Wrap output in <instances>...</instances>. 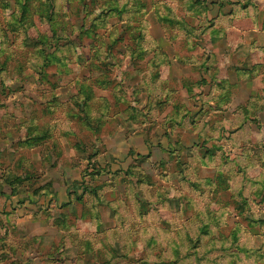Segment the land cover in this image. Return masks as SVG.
Listing matches in <instances>:
<instances>
[{
  "label": "rangeland",
  "instance_id": "1",
  "mask_svg": "<svg viewBox=\"0 0 264 264\" xmlns=\"http://www.w3.org/2000/svg\"><path fill=\"white\" fill-rule=\"evenodd\" d=\"M223 2L239 105L198 65ZM262 81L264 0H0V264H264Z\"/></svg>",
  "mask_w": 264,
  "mask_h": 264
},
{
  "label": "crops",
  "instance_id": "2",
  "mask_svg": "<svg viewBox=\"0 0 264 264\" xmlns=\"http://www.w3.org/2000/svg\"><path fill=\"white\" fill-rule=\"evenodd\" d=\"M235 2H237V1H233L232 2L233 6L237 7L238 4L235 3ZM252 4L260 6L259 3L253 2L250 5V9L251 10H252V7H253ZM225 5L228 6V4H226L224 2L221 3V4L220 3L211 4L209 6L210 10L207 11L206 14L204 15V19H206V21H208V20L214 21V27H212V29L218 31V33L217 34L216 33L215 34H207L208 40L210 39L209 40V44L211 45V48L208 51H205V52L199 51L200 52V56L201 57L203 56V58H201V60H200L198 65H199V68H200L202 73L204 72V73L208 74L209 78L208 77L207 78L210 79V82H211V79H212L211 75H214L213 70H217L218 69L220 71V74H222V75L226 74L227 78L230 80V82H232L231 78H230L231 77L230 73L233 72L235 77L238 78L239 83L236 86L238 88H235L236 90L237 89L238 90H237L236 94L234 92V97L232 98V101L234 102V100L238 99L237 100V102H238L237 104L239 105V104L245 103L246 100L251 98L252 96H257L258 92L256 91V89H253L252 91L250 90V92L248 94H246V96L242 100L239 99L240 94H242V92H244L247 89H249V88H247L246 84L248 85V82L254 80L255 77L251 76V75L250 76H248V75L247 76H240V77L237 76L238 72H237L236 69L238 67H235V66L239 65V62H238V60H235L236 63L233 61V58H235V55L237 53L235 45H236L237 42H239L241 40L242 41L245 40L246 37H245V33H240V29L238 28V26H234L233 25L232 26V30H230V28H228V26L225 25L226 22H225L224 16L219 14L220 6H222L224 8ZM216 9H217V11H216ZM254 15L255 14L253 13V11H251L250 16H247L246 14H244L243 16L244 17H249L251 20H253L254 19ZM231 18L235 19V20L237 19L234 16H232ZM220 28H222V29H220ZM237 33H239L240 35H236L235 36V34H237ZM262 46L263 45L258 46L257 50L263 49ZM218 49H220L221 51L218 52ZM159 51H163L168 56L169 66L167 67V71L164 73V75H167V77H168L167 78V82L168 81H177L178 78L173 77L172 75L169 76L171 67L173 65H175V63L172 61V58L175 59L174 58L175 55H172L170 53V51L167 50V49L165 51L163 49H160ZM186 51H187L188 56L190 58H189L188 61H186V59H185V62H187V63L196 62V61H194V58H193L194 55H191V54H193L195 51H197V49L195 47H193L192 49H186ZM155 52L153 53V56L155 55ZM223 60L225 61V63H223ZM258 61H260V60H258ZM206 66H208V68H209L208 71L206 70ZM232 67H233V69H232ZM250 68H251V66H250ZM249 70H252V68L249 69ZM180 79H181V76H180ZM184 80H188V79H182V86L186 90V86H184V84H183ZM207 85H208V87H210V83H208ZM196 87L197 86H195V87L193 86V89H195ZM258 91H259V89H258ZM186 92H187V90H186ZM259 92H260L261 95L264 94V82L263 81H262V84H261ZM262 99L264 100V95H262ZM262 99H261L260 102H263ZM120 135H122V134H120ZM15 200L16 199L14 197H10V198L6 199V202L4 203V205L7 207V209L20 207L19 204L14 203Z\"/></svg>",
  "mask_w": 264,
  "mask_h": 264
},
{
  "label": "trees",
  "instance_id": "3",
  "mask_svg": "<svg viewBox=\"0 0 264 264\" xmlns=\"http://www.w3.org/2000/svg\"><path fill=\"white\" fill-rule=\"evenodd\" d=\"M205 3H206V1H205ZM207 7L208 6L205 5V7H204V9H205L204 11L205 12H203V15L206 14ZM176 22H177V24H181V22L178 21V20ZM184 26L187 27V25H184ZM187 28L188 29H191L192 27L191 26H188ZM205 29H206V27L203 28V30H205ZM189 31H191V30H189ZM198 35H199V32L196 31L194 38L197 39V36ZM204 38H205L206 43L209 44V40L207 38V34L204 35ZM205 46H207V45H205ZM208 49H209V47H207V51H208ZM159 50L158 51L156 50L155 55L152 57L153 59L148 61L150 63L148 65H150L151 68H152L150 80L148 81L146 79L145 81H143V86H146V88L152 90V92L155 93V96H157L158 94L160 96L162 95V94L159 93V89L162 88V85H161V82L162 81H160L159 79L161 78V75L164 74L167 71V67L169 66L168 56L166 55V53H164L163 51H159ZM134 56H135L136 59H138V58H142L144 55H141V54H138L137 53V54H134ZM163 59H165V61H167V62L161 61ZM223 63H225L224 60H223ZM206 70L207 71L209 70L208 66H206ZM236 70L238 71V73L239 72L244 73L245 74L244 76H247V75L250 76V75H252L251 74V70H249L248 68H241V69L237 68ZM216 74L211 75V78L212 79H211V83H210V89H213L215 86H217L216 88H218V90H220V92L221 91H224V90H230L232 87L229 85V83H227V80H228L227 75L226 74L225 75H219V70L218 69L216 71ZM217 76H220L222 78L219 79ZM188 82H189L188 80H184V83L183 84H184V86H186L187 92L190 93V92H192V88H190L188 86V84H189ZM204 82L205 81H202L200 83H197V84L194 85V87L195 86H199V84L204 83ZM172 92L173 91H169L168 94L170 95V94H172ZM252 98L254 99L255 97L252 96L250 99H252ZM160 102L161 101H159V103ZM251 103H253V102L250 101L249 103H246V104L249 107V105H251ZM172 116L173 117H177V115H172Z\"/></svg>",
  "mask_w": 264,
  "mask_h": 264
}]
</instances>
